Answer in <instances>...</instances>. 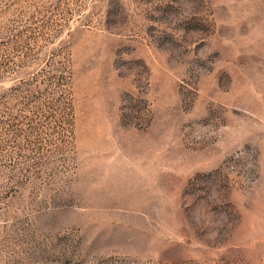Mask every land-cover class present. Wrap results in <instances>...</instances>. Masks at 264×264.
Masks as SVG:
<instances>
[{
	"label": "rangeland",
	"instance_id": "rangeland-1",
	"mask_svg": "<svg viewBox=\"0 0 264 264\" xmlns=\"http://www.w3.org/2000/svg\"><path fill=\"white\" fill-rule=\"evenodd\" d=\"M0 264H264V0H0Z\"/></svg>",
	"mask_w": 264,
	"mask_h": 264
}]
</instances>
